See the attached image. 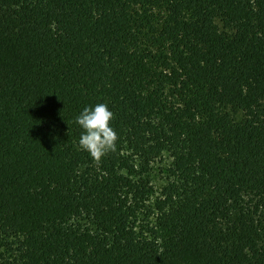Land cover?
I'll return each mask as SVG.
<instances>
[{
  "label": "trees",
  "instance_id": "1",
  "mask_svg": "<svg viewBox=\"0 0 264 264\" xmlns=\"http://www.w3.org/2000/svg\"><path fill=\"white\" fill-rule=\"evenodd\" d=\"M0 264H264V0H0Z\"/></svg>",
  "mask_w": 264,
  "mask_h": 264
},
{
  "label": "clouds",
  "instance_id": "2",
  "mask_svg": "<svg viewBox=\"0 0 264 264\" xmlns=\"http://www.w3.org/2000/svg\"><path fill=\"white\" fill-rule=\"evenodd\" d=\"M113 118V112L104 103L85 107L75 118V123L82 129L78 146L96 164L107 154L117 151L119 137L111 127Z\"/></svg>",
  "mask_w": 264,
  "mask_h": 264
},
{
  "label": "rangeland",
  "instance_id": "3",
  "mask_svg": "<svg viewBox=\"0 0 264 264\" xmlns=\"http://www.w3.org/2000/svg\"><path fill=\"white\" fill-rule=\"evenodd\" d=\"M168 165V161L167 159H164L163 161L161 162H156L153 166H152V169H151V178H152V182L154 184V187L155 188H160L163 183H164V178H165V167H167ZM155 201V196L152 197L151 201H150V204H153V202ZM144 215V214H143ZM143 218V223L147 222V221H150V219L146 218L145 215L142 216Z\"/></svg>",
  "mask_w": 264,
  "mask_h": 264
}]
</instances>
